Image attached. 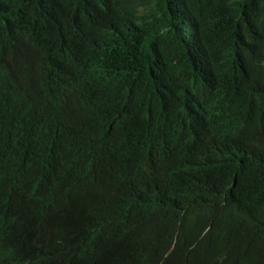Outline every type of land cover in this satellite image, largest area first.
I'll return each instance as SVG.
<instances>
[{
	"label": "trees",
	"instance_id": "16d2710c",
	"mask_svg": "<svg viewBox=\"0 0 264 264\" xmlns=\"http://www.w3.org/2000/svg\"><path fill=\"white\" fill-rule=\"evenodd\" d=\"M109 139L147 145L144 193L77 224L67 171ZM0 143V264H264V0H0Z\"/></svg>",
	"mask_w": 264,
	"mask_h": 264
},
{
	"label": "clouds",
	"instance_id": "9594fccd",
	"mask_svg": "<svg viewBox=\"0 0 264 264\" xmlns=\"http://www.w3.org/2000/svg\"><path fill=\"white\" fill-rule=\"evenodd\" d=\"M107 143V146H103L101 161L83 159L75 167L67 171L68 176L78 183V189L70 200L71 213L68 215V218L77 224L88 220L89 217L95 218V221H115L122 211L138 207L139 204L132 203L139 201L144 193L135 186L139 182L134 172L137 167L142 169L141 155L147 145H134L135 149L129 148V151H126L123 145L115 139H109ZM155 158L156 155L153 154L150 159L152 160L153 171L158 174L163 169H160L153 161ZM5 161H7V150L0 143V192L4 191L6 186L17 182L11 176H5L2 170ZM144 165L146 166V163ZM19 176V178L23 177L22 175ZM47 195L49 193L42 192L39 204L48 197ZM255 206H257L255 203H251L250 206L246 203L245 209L251 212V209ZM187 211H184L179 218L173 243L162 247V249L169 247L166 257L175 251L177 237H180L182 223L186 220ZM216 219L208 215V213L202 216L199 214L193 215V220L190 222L194 225L198 241L208 243V239L212 237L218 239H220L219 236L222 237ZM206 253L203 256L205 264L223 263L229 261L230 258L226 248L220 246L212 245ZM243 256L246 257L245 255ZM192 263L193 261H189L187 256H183L182 262L181 260L177 262V259L175 261V264Z\"/></svg>",
	"mask_w": 264,
	"mask_h": 264
}]
</instances>
